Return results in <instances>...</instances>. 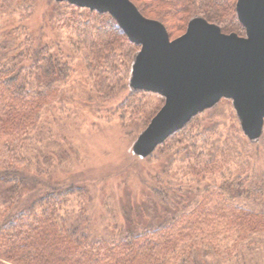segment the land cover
I'll return each instance as SVG.
<instances>
[{
  "label": "trees",
  "instance_id": "1",
  "mask_svg": "<svg viewBox=\"0 0 264 264\" xmlns=\"http://www.w3.org/2000/svg\"><path fill=\"white\" fill-rule=\"evenodd\" d=\"M1 1L0 264L264 261V126L257 141L249 138L231 99L193 116L148 156L162 164L147 185L149 201L169 209L160 220L154 214L148 223L126 224L113 217L111 230H95L92 196L81 184L42 187L25 199V187L37 180L34 166L47 177L54 158L58 166L66 160L48 109H64L77 97L98 120H117L132 139L165 98L129 87L141 47L111 14L67 1H49L42 10L40 0ZM131 1L163 23L171 40L195 17L246 35L237 0ZM37 17L42 23L34 27ZM77 74L84 87L79 82L75 95L69 85Z\"/></svg>",
  "mask_w": 264,
  "mask_h": 264
},
{
  "label": "water",
  "instance_id": "2",
  "mask_svg": "<svg viewBox=\"0 0 264 264\" xmlns=\"http://www.w3.org/2000/svg\"><path fill=\"white\" fill-rule=\"evenodd\" d=\"M111 14L130 40L140 45L130 85L160 93L165 103L144 130L140 146L150 154L193 116L233 100L242 130L251 139L264 126V0H237L246 35L223 33L216 24L193 18L171 40L160 21L142 15L130 0H60Z\"/></svg>",
  "mask_w": 264,
  "mask_h": 264
},
{
  "label": "rangeland",
  "instance_id": "3",
  "mask_svg": "<svg viewBox=\"0 0 264 264\" xmlns=\"http://www.w3.org/2000/svg\"><path fill=\"white\" fill-rule=\"evenodd\" d=\"M49 1L60 0H40L41 10ZM0 5H2L1 0ZM5 22L0 12V30ZM41 23L42 18L37 17V23L33 26L37 27ZM5 27L7 30L8 24ZM178 34L174 32L173 36ZM79 82L80 85L83 84V88L84 80L80 74H77L69 85L72 94L77 95ZM129 87L133 89L131 85ZM147 92L164 97L155 91ZM79 103L80 100L75 97L67 106H62L64 109L47 110V118L52 122L50 128L53 134H58V142L64 150L63 157L66 160L58 166V160L54 158L52 161L54 168H51L52 171L47 177L38 176V169L34 166L33 174L30 175L35 176L37 180H32L25 187L23 197L35 198L37 196L35 191L42 187L49 189L53 185L81 184L92 196L89 213L93 218L95 230L106 228L111 230V226L115 224L113 217H116L120 223L126 224L138 221L148 223L152 221L154 214L158 216L157 220H160L169 209L158 203L156 199L154 204L149 201L147 185L151 181V175L158 172L162 164L146 161L150 154L145 153L144 147L140 146V138L144 130L135 138H127L117 120L112 122L98 120ZM57 105L60 106L59 103ZM232 105L234 106L233 100ZM58 113L59 117H57ZM238 119L240 120L239 116ZM149 171L152 173L148 174ZM37 177L42 178L43 181L38 180ZM176 206L174 205L172 210H175ZM263 263L264 261L259 262V264Z\"/></svg>",
  "mask_w": 264,
  "mask_h": 264
}]
</instances>
